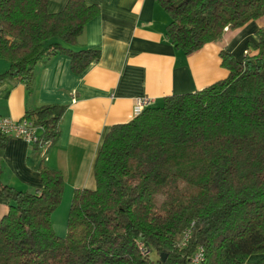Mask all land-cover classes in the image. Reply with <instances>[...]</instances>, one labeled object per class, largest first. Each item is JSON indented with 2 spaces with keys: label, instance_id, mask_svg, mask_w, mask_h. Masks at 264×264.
Returning <instances> with one entry per match:
<instances>
[{
  "label": "trees",
  "instance_id": "1",
  "mask_svg": "<svg viewBox=\"0 0 264 264\" xmlns=\"http://www.w3.org/2000/svg\"><path fill=\"white\" fill-rule=\"evenodd\" d=\"M50 1L0 0V59L9 62L0 81L29 87L34 68L54 54L68 55L76 74L99 58L98 49L73 48L99 6L67 0L53 13ZM155 1L185 55L264 16V0ZM251 46L255 53L240 60L220 51L224 79L110 127L94 162L95 188L73 191L65 236L51 223L64 188L59 170L41 162L32 192L0 185V264H154L150 252L157 264H188L198 245L205 264H264V27ZM64 111H26L23 119L41 129L33 152L56 141ZM187 227L190 241L179 248Z\"/></svg>",
  "mask_w": 264,
  "mask_h": 264
},
{
  "label": "crops",
  "instance_id": "2",
  "mask_svg": "<svg viewBox=\"0 0 264 264\" xmlns=\"http://www.w3.org/2000/svg\"><path fill=\"white\" fill-rule=\"evenodd\" d=\"M84 1L97 4L100 11L73 48L98 49L97 61L76 74L68 55L54 54L34 68L29 87L17 79L0 81V117L20 122L27 110L65 106L59 136L44 152H33L32 143L21 137L5 136L1 186L32 192L40 186L38 166L43 162L63 174L67 197L78 188L94 189V162L104 137L112 125L133 118L138 98L160 106L166 96L194 92L224 79L228 72L221 65L220 51L226 49L238 60L244 53H255L251 42L264 27L261 16L225 29L217 41L185 55L167 37L169 16L155 0ZM66 2L51 0L47 9L58 12ZM8 68L9 62L0 59V74ZM6 210L7 202L0 198V218ZM149 256L157 264L158 255Z\"/></svg>",
  "mask_w": 264,
  "mask_h": 264
},
{
  "label": "built area",
  "instance_id": "3",
  "mask_svg": "<svg viewBox=\"0 0 264 264\" xmlns=\"http://www.w3.org/2000/svg\"><path fill=\"white\" fill-rule=\"evenodd\" d=\"M151 99L149 98H138L136 104L133 108V113L137 114L144 107L150 105ZM38 128L33 126V124L26 120L22 119L20 122H15L10 118L0 117V136H17L21 137L27 142L33 143L38 140ZM192 234V227H187L180 234L177 247L183 248L187 246L190 241ZM139 249L142 253H146L145 247L142 243L139 244ZM188 264H205V249L203 246L198 245L194 249Z\"/></svg>",
  "mask_w": 264,
  "mask_h": 264
},
{
  "label": "rangeland",
  "instance_id": "4",
  "mask_svg": "<svg viewBox=\"0 0 264 264\" xmlns=\"http://www.w3.org/2000/svg\"><path fill=\"white\" fill-rule=\"evenodd\" d=\"M64 184H65V179H64ZM71 198L72 196L67 197L66 194L62 193V198L60 203L51 214V223L53 226V230L58 237H63L66 235L67 218H68V211L70 208ZM252 258H257V256L254 255L252 256Z\"/></svg>",
  "mask_w": 264,
  "mask_h": 264
},
{
  "label": "water",
  "instance_id": "5",
  "mask_svg": "<svg viewBox=\"0 0 264 264\" xmlns=\"http://www.w3.org/2000/svg\"><path fill=\"white\" fill-rule=\"evenodd\" d=\"M165 257H166V255H165V254H163V253L160 255V258L162 259V261H164V260H165Z\"/></svg>",
  "mask_w": 264,
  "mask_h": 264
}]
</instances>
